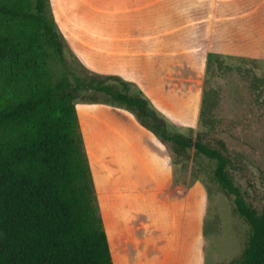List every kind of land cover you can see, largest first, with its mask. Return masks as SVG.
<instances>
[{
  "label": "trees",
  "instance_id": "trees-1",
  "mask_svg": "<svg viewBox=\"0 0 264 264\" xmlns=\"http://www.w3.org/2000/svg\"><path fill=\"white\" fill-rule=\"evenodd\" d=\"M65 49L48 0H0V264H112L77 99L125 108L175 155L193 148L214 161L212 178L233 195L250 231L242 253L226 264H264V206L258 211L244 200L230 177V158L199 135L169 130L133 83L85 66L84 75L73 73ZM51 53L64 68L55 83ZM86 91L104 99L86 98Z\"/></svg>",
  "mask_w": 264,
  "mask_h": 264
},
{
  "label": "crops",
  "instance_id": "crops-1",
  "mask_svg": "<svg viewBox=\"0 0 264 264\" xmlns=\"http://www.w3.org/2000/svg\"><path fill=\"white\" fill-rule=\"evenodd\" d=\"M155 4L118 0L122 16L75 17L70 24L74 29L53 18L83 66L133 83L167 123L192 128L201 95L194 87L176 84L169 53L157 55L156 18L151 15ZM220 5L212 1L211 14L197 18L200 36L208 27L203 57L260 55L241 41H264V0ZM97 21L98 34H90ZM75 111L112 264H220L218 257L210 263L206 259L208 197L203 178L192 175L191 165L181 169L171 148L125 108L79 102Z\"/></svg>",
  "mask_w": 264,
  "mask_h": 264
},
{
  "label": "rangeland",
  "instance_id": "rangeland-1",
  "mask_svg": "<svg viewBox=\"0 0 264 264\" xmlns=\"http://www.w3.org/2000/svg\"><path fill=\"white\" fill-rule=\"evenodd\" d=\"M212 1L220 3L221 9L235 2L155 0V9L151 8V15L154 13L156 18L157 55L169 53L176 84L194 87L197 95H201L194 111L197 126L177 128L175 123H168L167 128L192 139L199 135L202 142L227 155L234 185L250 206L261 211L264 206V41H241L250 51L260 54L253 58L212 56L211 53L203 57L201 53H205L209 44L208 27H204V35L200 36L197 18L211 14L209 3ZM117 4L118 0H48V13L61 20L63 26L74 29L70 24L75 17L99 20L122 16L124 12L118 10ZM98 29L97 21L90 34H98ZM64 58L70 71L77 75L86 73L71 50L65 49ZM48 68L52 83L64 73L62 64L52 53ZM69 79L73 82L71 76ZM82 93L86 98L104 99L92 91ZM79 102V99L74 101ZM173 160L181 169L191 165L192 175L197 172L203 178L208 197L203 239L207 261L210 263L218 257L220 264H226L237 258L247 242L249 226L234 211L233 195L222 192L212 178L214 161L194 154L193 148L187 154L173 153Z\"/></svg>",
  "mask_w": 264,
  "mask_h": 264
}]
</instances>
